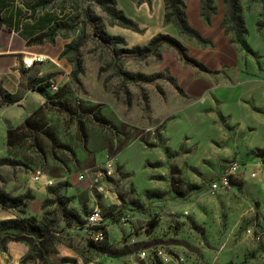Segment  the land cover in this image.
<instances>
[{"label":"rangeland","instance_id":"obj_1","mask_svg":"<svg viewBox=\"0 0 264 264\" xmlns=\"http://www.w3.org/2000/svg\"><path fill=\"white\" fill-rule=\"evenodd\" d=\"M101 1L122 9L141 30L112 22ZM184 1L196 36L166 21L165 0H53L40 7L63 23L54 35L64 46L62 61L53 62L56 71L40 76L50 83L42 92L47 93L40 105L43 128L11 147L7 133L0 142V158L13 161L0 166V188L13 195L32 192L37 199L32 211L40 219L47 211L57 223L50 239L40 243L3 242L1 232L0 264H47L56 243L68 242L63 219L86 227L88 239L90 232L103 231L94 242L108 255L126 252L139 264H183L181 257L187 264H264V242L247 233L256 223L264 225V158L259 156L264 147L250 152L224 138L211 146V155L199 159L198 144L173 148L164 136L178 111L191 102L179 75L218 68L206 66L198 56L206 50L207 57L212 55L221 29L236 40L234 30L221 25L226 0H213L215 10L208 19L203 0ZM241 3L250 31L254 20L264 33V1ZM162 34L177 38L184 50ZM76 59L82 69L78 81L72 76ZM219 69L227 73L225 66ZM236 157L262 161L257 177L248 174L253 165L245 166L235 185L210 192V180ZM107 159L115 162L111 177L104 169ZM37 171L53 183L36 181ZM100 183L104 191L98 190ZM9 209L0 204V221ZM16 209L22 217V207ZM94 209L104 215L101 229L87 226ZM28 215L33 214L27 207ZM11 241L27 250L22 259L8 252Z\"/></svg>","mask_w":264,"mask_h":264},{"label":"crops","instance_id":"obj_2","mask_svg":"<svg viewBox=\"0 0 264 264\" xmlns=\"http://www.w3.org/2000/svg\"><path fill=\"white\" fill-rule=\"evenodd\" d=\"M38 1L0 0L5 20L0 28V90L14 94L23 89L19 101L0 107L1 144L9 129L22 124L46 100L47 93H42L45 90L40 91L38 87L29 85L31 79L56 71L53 62L62 61L59 57L64 46L56 37L52 41L35 40L36 36L52 27L51 18H57L51 11H41L40 8L33 10L32 5ZM254 17L258 19V16ZM221 21H218L219 24ZM251 23L254 26L250 31L249 21L245 20V45L237 42L236 35L235 42L221 29L216 36L217 43L212 55L207 57L206 50L198 56V60L206 66L218 67L213 72L190 70L179 75L180 86L191 102L178 111L176 119L164 130V136L173 148L198 144V155L202 156L199 159H202L211 155V146L222 142L224 138L232 139L230 144L233 146L250 147L246 150L250 152L264 147V33L256 21L254 23L252 20ZM208 34L212 35L211 32ZM34 54H44L49 59L26 68L24 57ZM223 66L227 73L219 69ZM236 158L245 163L242 168L253 165L248 172L250 176L255 170L259 174L262 161ZM221 172L212 179L217 178ZM35 203L37 199L29 204L28 211L37 216L38 212L32 211V208H36ZM18 212L16 208H11L1 219L16 218ZM62 222L66 226L64 231L68 242L63 239L56 243L57 250L50 256V262L139 264L126 252L114 257L105 250L93 248L87 243V228L79 225L77 220L63 219ZM11 243L12 248L8 252L12 258L22 259L27 250L18 249L15 241H11L10 246Z\"/></svg>","mask_w":264,"mask_h":264},{"label":"trees","instance_id":"obj_3","mask_svg":"<svg viewBox=\"0 0 264 264\" xmlns=\"http://www.w3.org/2000/svg\"><path fill=\"white\" fill-rule=\"evenodd\" d=\"M53 0H39L38 2L32 5L33 10L40 8L42 5ZM166 1V14L165 19L167 22L174 23L181 33L196 36L198 35L196 29H194L188 22L187 12H186V3L184 0H165ZM203 14L208 19L211 13L215 10L213 6V0H203ZM264 1V0H262ZM102 2V1H101ZM227 11L225 18L223 20V27L227 30H234L237 38L240 41H244V35L246 32L244 15L242 12L241 0H226ZM105 5L106 12L110 15L112 22H116L121 26L132 28L134 30H141L139 25L127 17L122 9L110 5L108 3L102 2ZM52 27L35 37L36 41H43L44 39L52 41L54 35L57 31L63 26L62 21H59L53 16L51 18ZM5 23V20L2 15V10L0 9V28ZM231 26V27H230ZM168 40L171 44L178 47L180 50H184L182 43L175 37L170 35L162 34L160 36ZM243 38V39H242ZM81 63L79 59H76V68L72 74L73 78L78 81V75L81 72ZM46 77H34L32 82H30L31 87H38L40 90H46L50 83L45 80ZM23 96V91L17 93H9L7 91L0 90V107L11 104L19 101ZM43 112V106H40L35 110L31 115H29L22 124L15 128H11L7 131V145L11 147L25 138L31 137L34 132L39 131L43 128V123L41 122L40 114ZM259 156L264 158V149L259 152ZM13 161L8 157L0 158V166L2 165H11ZM236 181V180H235ZM235 181L233 185H235ZM35 199V195L32 192H27L21 195H13L11 192H8L0 188V204L4 207L9 208H18L22 207V217L10 218L0 221V233L5 232L1 240L7 242L10 240H34L37 239L40 241L46 242L50 239V233L54 230L57 221L50 219L48 217L47 211H44L43 217L40 219L36 215L26 216V209L29 206L30 202ZM155 225V223L153 222ZM89 244L96 249H102L96 242L92 239H89ZM47 264L49 263L46 261Z\"/></svg>","mask_w":264,"mask_h":264},{"label":"built area","instance_id":"obj_4","mask_svg":"<svg viewBox=\"0 0 264 264\" xmlns=\"http://www.w3.org/2000/svg\"><path fill=\"white\" fill-rule=\"evenodd\" d=\"M49 57L44 54H34L27 57H24L23 64L26 68H32L34 65L38 62L42 63L46 60H48ZM53 89H57L56 85H53ZM245 165V163L239 159L234 158L232 159L228 165L222 170L221 174L217 177L212 179L208 183V190L212 193L217 192L221 189H227L230 188L233 185V182L239 177L242 167ZM261 166V163L259 164ZM104 169L105 173L108 177L113 176L114 169H115V162L113 159H107L104 163ZM258 172L255 170L251 173L252 177H257ZM81 178L85 177V174L80 175ZM34 179L38 182L44 183L46 185L52 184L53 180L52 178H47V180L44 179V174L42 171H37V173L34 176ZM97 188L99 191L105 190V185L103 183H100L97 185ZM86 223L88 227H99L101 229V226L104 223V215L99 209H94L90 211L86 217ZM247 233L249 236H252L256 241L258 242H264V225H259L258 223L248 227ZM104 236V232L101 230H94L93 232H90V237L92 240H99ZM159 254L163 257L165 261H169L170 258L168 255L164 254L163 251H159ZM146 256V251H143L141 253V257ZM181 262L183 264L185 263V258H180Z\"/></svg>","mask_w":264,"mask_h":264}]
</instances>
